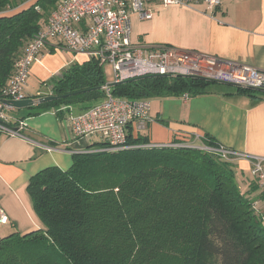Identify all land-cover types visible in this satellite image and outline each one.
I'll return each instance as SVG.
<instances>
[{"label": "trees", "instance_id": "1", "mask_svg": "<svg viewBox=\"0 0 264 264\" xmlns=\"http://www.w3.org/2000/svg\"><path fill=\"white\" fill-rule=\"evenodd\" d=\"M29 1L0 0V12ZM57 1L37 0L0 18V96ZM51 82L55 96L84 93L39 103L29 108L30 116L61 105L83 112L105 98L103 65L96 58L74 64ZM216 85L146 76L112 87V94L131 100L197 97L213 93ZM237 93L257 96L248 88ZM199 143L217 145L210 136ZM126 144L142 147L150 141L130 133ZM252 178L247 191L237 163L186 146L73 154L68 170L50 167L29 180L27 192L41 227L1 239L0 264H264V211L256 204L264 194ZM258 192L260 199L253 197Z\"/></svg>", "mask_w": 264, "mask_h": 264}, {"label": "crops", "instance_id": "2", "mask_svg": "<svg viewBox=\"0 0 264 264\" xmlns=\"http://www.w3.org/2000/svg\"><path fill=\"white\" fill-rule=\"evenodd\" d=\"M36 2L30 0L17 9H5L0 18L14 16ZM146 8L152 10V19L131 16L133 46L178 48L247 64L264 72V0H222L213 14L207 12L205 5L165 7L158 0L150 1ZM91 59L68 52L57 38L50 39L40 61L30 68L26 95L32 99L36 92L35 97L50 95L52 78ZM32 82L35 92L29 85ZM237 88L218 84L212 88L213 93L204 96L149 100L153 121L142 136L161 145L210 136L236 152L264 158V92L257 91V96L252 97L237 93ZM74 110L80 113L76 107ZM32 112L29 108H12L9 112L12 121L26 123L21 136L0 132V208L8 216L7 224L0 223V240L40 229L27 192L33 176L50 167L68 170L73 164V152L98 148L91 146L101 141L97 136L74 140L68 127L52 112L30 116ZM35 143L64 149L44 151ZM237 168L242 187L248 191L253 180L251 165L238 161ZM253 197L260 199L259 192ZM256 202L264 211V200Z\"/></svg>", "mask_w": 264, "mask_h": 264}, {"label": "built area", "instance_id": "3", "mask_svg": "<svg viewBox=\"0 0 264 264\" xmlns=\"http://www.w3.org/2000/svg\"><path fill=\"white\" fill-rule=\"evenodd\" d=\"M150 1L152 0H58L43 28L26 45L16 63L15 73L9 85L2 91L0 132L9 136H21V131L26 127L23 120L12 121L9 115L12 108L2 101H21L29 98L25 90L30 68L40 61L43 50L52 38L59 39L62 47L72 54L96 58L101 65H111L112 83L146 76H183L232 84L244 89L264 90V72L250 65L172 47L133 46L131 16L137 14L142 20L152 19V10L146 8ZM158 1L165 7L195 8L205 5L207 12L211 14L222 4V0ZM37 10L40 11V8ZM112 83H106L102 88L105 100L83 112L76 113L73 106L67 105H61L51 111L68 127L74 140L97 136L102 143L108 144L106 148L89 147L78 154L118 152L145 147L198 148L213 153L225 161L235 163L247 161L251 165V175L258 181L264 194V158L239 153L219 143L214 147L200 144L199 140L204 137L199 136L194 138L195 143L191 145L185 143L161 145L151 142L142 147L127 145L130 133L136 138L141 136L153 121L150 115L151 103L149 100H131L114 96ZM45 96L39 94L38 98ZM184 97L188 98L189 95L186 94ZM35 145L44 151L59 148L36 143ZM0 223H8V216L2 208Z\"/></svg>", "mask_w": 264, "mask_h": 264}, {"label": "water", "instance_id": "4", "mask_svg": "<svg viewBox=\"0 0 264 264\" xmlns=\"http://www.w3.org/2000/svg\"><path fill=\"white\" fill-rule=\"evenodd\" d=\"M150 77H155V76H150ZM128 81H132V80L123 81L121 83H112L111 86L114 87V86H117L118 84H122V83H125V82H128ZM210 82L223 84V85L234 86L232 84H226V83H221V82H216V81H210ZM249 89L255 90V91H263L264 92L263 89H252V88H249ZM81 93H84V92H77V93H73V94H69V95L61 96V97H58V96H55V95H49V96H45V97L39 98L37 100L32 99V98H28V99L21 100V101L3 100L2 102L6 106H9V107H11L13 109L20 110V109H26V108L33 107V106L36 105V103H49V102L57 101V100H60L62 98L70 97V96L81 94Z\"/></svg>", "mask_w": 264, "mask_h": 264}, {"label": "rangeland", "instance_id": "5", "mask_svg": "<svg viewBox=\"0 0 264 264\" xmlns=\"http://www.w3.org/2000/svg\"><path fill=\"white\" fill-rule=\"evenodd\" d=\"M103 71H104L105 79L112 83L113 82V70H112L111 65L104 64L103 65ZM29 85H31V89H33V92H35L36 91V85L34 84V82L30 83ZM50 92H52V89L50 90ZM32 95L35 97V95H37V92H36V94H32ZM103 101H104V98H100L97 101H95L94 103H90V104L95 105V104L101 103ZM73 107L75 109V106H73ZM142 134L144 135L145 133L143 132ZM181 142L191 145V144L195 143V139L194 138H186V140H183ZM100 143H102V140L97 144V146H100Z\"/></svg>", "mask_w": 264, "mask_h": 264}]
</instances>
